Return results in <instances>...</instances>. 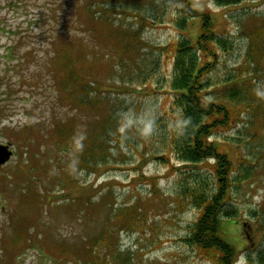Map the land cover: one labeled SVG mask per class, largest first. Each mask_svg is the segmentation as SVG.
Here are the masks:
<instances>
[{
	"label": "rangeland",
	"instance_id": "1",
	"mask_svg": "<svg viewBox=\"0 0 264 264\" xmlns=\"http://www.w3.org/2000/svg\"><path fill=\"white\" fill-rule=\"evenodd\" d=\"M98 2L111 6L108 16L116 18V23L137 26L121 0H0V140L10 142L14 150L1 172L16 183L20 180L9 187L0 173V239L4 235L5 249H9H2L0 242V264H52L49 258L55 264H215L185 239L199 209L179 194L180 182L194 184L191 170L194 175L201 172L212 184L209 163L213 160L194 166L183 164L167 142L174 127L169 92L173 56L162 47L176 41L180 32L169 20L170 24H146L139 32L144 42L134 50H124L107 33L110 26L92 15L98 6L91 5ZM196 2L214 12L216 27L231 41L228 49L217 48L218 65L208 76L213 85L221 84L237 73V65L244 60L248 37L241 33L242 25L250 20L249 14L264 15V0L227 6L215 0ZM145 3L143 11L148 6ZM167 10V17L174 16L172 7ZM148 12H152L149 6ZM196 32V22L190 21L187 34ZM157 45H162L161 49ZM256 47L258 52L263 49ZM96 57L118 65L120 73L112 75L111 65H95ZM57 58H69L80 69L98 71L103 82L107 78L127 82L119 87L123 118L118 125L137 128L138 132L128 133V141L120 142L113 129L112 143L97 142L94 148L79 143L77 137L76 153L67 136H63L67 143H57L62 136L46 143L49 133L45 125L69 115L73 102L60 88L61 62ZM262 64L245 65L240 70L241 75H257L248 84L247 108L241 111L240 122L215 128L209 138L220 142L218 149L232 163L230 200L236 213L221 220L220 233L235 248L236 264H263L258 259L264 252ZM140 71L149 72L146 86L135 78L141 77ZM99 104L78 106L74 100L79 118L71 125L78 130L99 128L94 115L97 111H93ZM78 107L87 110L78 111ZM28 119L40 124L33 132H22L17 127ZM32 137L36 143L25 153L22 146ZM152 152L162 153L165 160L155 158ZM92 153L98 159H92ZM106 153L108 163L104 166ZM36 206L41 210L32 217L30 212ZM25 219L32 240L21 241L12 251L25 231L20 226ZM41 229H47L38 233L39 237L45 235L44 239L35 236ZM33 246L42 257L38 258ZM20 247L29 249L15 259Z\"/></svg>",
	"mask_w": 264,
	"mask_h": 264
},
{
	"label": "trees",
	"instance_id": "2",
	"mask_svg": "<svg viewBox=\"0 0 264 264\" xmlns=\"http://www.w3.org/2000/svg\"><path fill=\"white\" fill-rule=\"evenodd\" d=\"M121 1L125 3L123 4V9H127L128 14L135 17L136 27L125 25L121 21L120 23H116V18L108 16V11L111 6L107 3L103 4L98 2L91 6H98V9L92 10V15L95 16L98 21L110 26L108 27L107 33H111L110 35L113 40L122 44L124 50H134V48L144 42L139 32L146 24L155 26L162 25L163 23L170 24L168 22L169 20L172 26L180 32L176 41L162 47L163 51L173 56L171 77L169 79V92L171 93V117L174 119L172 123L174 127L173 133L168 137V146L171 151L176 154L177 159L183 164L194 166L200 162H207L210 159L213 160L212 163H209L211 166L209 171L210 176H213L212 184H209L207 180L203 179L201 172L195 173L196 175H194L193 170H191V177L193 176V178H195L193 185L180 182L179 194L190 199V202L199 209V214L193 221L185 239L195 248L200 249L204 253V256L213 263L235 264L238 254L233 245L227 242L220 233L221 220L224 217L233 216L236 213V207L230 200V177L233 172V170H231L232 163L226 153L218 149L220 142L216 139L209 138L213 134L215 128H225L232 126L233 123L240 122L241 111L245 110L246 107L245 99L247 98L246 93L249 92L248 84L254 81V78L257 76L254 72L250 75H241L240 70L245 65L257 67L261 62L264 64V45H262V40H264V37H262L264 33V15L249 14L247 17L250 20L248 23L245 22L242 25L241 33L247 35L248 45L244 60L236 67L237 73L229 76V79L221 84L217 82L213 85L211 81V86L208 76L211 70H214L218 65L217 48L219 49L222 47L223 49H228L229 45H231V41L225 32H221L218 27H216L218 22H215L214 12L209 9L206 4L197 3L196 0ZM145 1H147L148 6L152 9L151 13L148 12V6L146 10L143 11L146 5ZM215 1L219 5L227 6L237 4L244 0ZM198 4L205 7H198L200 6ZM169 6L172 7L174 14L172 17H167L165 15L167 11L169 12V10H167ZM110 15H112V13ZM190 21H195L197 24V32L193 36L187 34V26ZM258 45L263 48H259V50L262 49L261 52H258L256 47ZM161 46L162 45H157V49H161ZM141 54L145 55V52ZM59 61L61 62L60 67L62 76L60 88L64 89L63 92H65L67 96L69 95L71 99L73 98L72 109L66 117H56L52 122L45 125V129H48L49 133L46 143H49L52 139H57L59 136H62V138H59L57 143L61 141L67 143V141L63 139V136H67L71 139L69 147L74 148L75 140L78 137L80 139L79 143L94 148L97 142L98 145L111 144L113 129L117 130L118 134L116 138L119 139L120 142L128 141V133L134 134L138 132V130H136L137 128L119 127L118 125L123 118L122 110H120L122 108V103L119 100V95H122L120 94L122 89L119 87L127 86V82L122 81V83H118L108 78L103 82L98 71L93 73L87 70L88 68H85V70L80 69L77 63L70 62L69 58ZM94 61L97 66H104V64L107 66L111 65L113 67V69H111L112 75L119 74L121 71H118V65L106 61V58L96 57ZM51 73H54V71ZM148 73L149 72L143 73V71H140L139 75L141 77L136 76L135 78L139 79L140 82L143 83V86H146V74ZM54 75L57 83L58 75L56 73ZM100 86H102V88ZM147 87L155 91L154 87ZM60 92H62V90H60ZM74 100L78 106L100 103L98 106L94 107L95 109L93 108V111H97L94 115L99 120V123H96L99 128L93 130H78L71 125L75 119L79 118V113L74 112L77 109V107H74ZM255 106L259 107L260 104H255ZM86 110L87 109L78 107V111ZM34 124L36 123L28 119L21 127L17 128L21 129L22 132L27 130L33 132L38 128L40 123L36 124V126ZM120 132L122 133L120 134ZM50 134L52 135L50 136ZM164 140L165 139H162L163 142ZM35 143L36 140L32 137L25 142L22 149H25L26 153L30 145H34ZM73 151L76 153V148H74ZM107 153H110V151ZM107 153L102 158L104 166L108 163ZM152 153L155 158L162 160L166 158L162 153ZM92 159H98L96 154L92 153ZM22 162L26 163V160L23 159ZM2 166L3 165H0V173L2 174L3 182H6L9 187H13L14 184H20V180L16 183L12 176H8L6 172H1ZM228 169L230 170L229 174L227 173ZM182 180L183 178L180 181ZM38 209L41 210L36 206V210L30 212V215L33 217ZM41 212L42 211H40V213ZM32 217H29V220L32 219ZM12 218H14V216L9 217L11 221ZM27 221L28 219L24 220V225L22 224L23 221H20V226H24L26 232L24 231L21 239L16 243L12 251H15V248L23 243L21 241L26 243L31 242L33 234L29 235L28 227L30 226L27 224ZM34 231L35 229L33 233ZM45 231H47V229L44 231L41 229L35 236L38 239H44L45 235L39 237L38 233ZM0 242L2 249L5 251L9 250L7 248L5 249L6 241L4 235L1 236ZM33 247L37 252L38 258L39 256L42 257L43 253L39 248L37 246ZM28 249L29 248L26 247H20V253L15 254V259L21 258L22 254ZM68 250L69 248H66L64 252L66 253ZM258 259L260 263L264 264V252L258 254ZM48 260L52 264H55L52 258Z\"/></svg>",
	"mask_w": 264,
	"mask_h": 264
},
{
	"label": "water",
	"instance_id": "3",
	"mask_svg": "<svg viewBox=\"0 0 264 264\" xmlns=\"http://www.w3.org/2000/svg\"><path fill=\"white\" fill-rule=\"evenodd\" d=\"M11 153L9 144L0 142V164L8 160Z\"/></svg>",
	"mask_w": 264,
	"mask_h": 264
}]
</instances>
